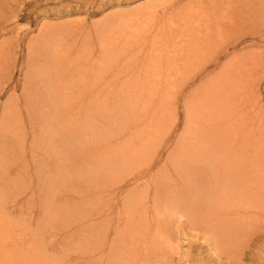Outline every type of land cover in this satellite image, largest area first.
Segmentation results:
<instances>
[{"label":"bare ground","instance_id":"obj_1","mask_svg":"<svg viewBox=\"0 0 264 264\" xmlns=\"http://www.w3.org/2000/svg\"><path fill=\"white\" fill-rule=\"evenodd\" d=\"M2 1L4 75L21 46L2 34L32 0ZM117 7L91 26L81 18L64 29L44 25L22 47L31 127L15 95L7 98L0 130L13 148L30 151L26 169L48 174L31 179L53 183L34 188L5 174L9 166L1 181L18 187L15 196L48 199L50 213L14 217L0 188V264H169L174 219L194 221L217 255L227 241L264 225V49H236L253 33L264 41V0H145ZM180 106L183 129L172 142ZM59 141L73 153L56 164L48 148ZM165 145L171 150L159 165ZM63 169L85 170L90 185L57 194L56 187L67 184L54 182ZM121 185L124 210L111 222V204L102 201L115 200ZM25 203L32 213V199ZM16 206L12 211L22 208ZM46 233L59 238L49 241Z\"/></svg>","mask_w":264,"mask_h":264},{"label":"rangeland","instance_id":"obj_2","mask_svg":"<svg viewBox=\"0 0 264 264\" xmlns=\"http://www.w3.org/2000/svg\"><path fill=\"white\" fill-rule=\"evenodd\" d=\"M144 1L145 0H137V1L136 0H32L28 9L23 10L21 12L22 13L21 17L22 15H25L23 18L20 19L19 17L18 18L16 17L13 19L12 17H10L11 19L7 22L5 26L7 33H3L2 38L12 37L13 40L17 39L16 41L18 44L20 42L21 47L18 52L17 50L19 47H15L17 49L16 52L18 55L16 54L14 60L12 61V65L11 67H9L10 70L7 69L3 71V72H6V73H3L4 75L0 74V82L2 81L5 82V83L0 84V87H1L0 88V119L2 118L1 112L3 113V111L5 110L6 104L8 103V101L11 102V99L13 96L16 95V96L21 97L22 105L23 104L25 105L26 103L23 98V95H24L23 89H24V85L26 84L25 83L26 77L24 76L26 75V73L24 72V70L27 71V66L25 63L28 62L25 60V57L27 58L28 56L26 55V52L22 47H24L25 43L29 42L33 38L35 39L38 36V34L40 33V27L43 28L44 25L52 23L53 26L57 25V27H60L62 25V28L64 29V27H66L69 21L72 22V20L75 21L78 18H81L82 21H85L86 25L91 26L93 22H96L98 19L102 18L103 15H105V13L113 12V8L116 9L117 6L120 8L121 7L123 8L134 7V6L140 5ZM1 5H4V2L2 0H0V7ZM1 8L3 9V7ZM4 14H7V13L4 12ZM12 14L14 15L15 13H12ZM260 28L261 27H259V30ZM59 30H62V29H59ZM255 34L256 33H253V35H251L248 39L242 40V43L238 45L236 49L240 50L244 48L247 50L250 48L252 49V47L254 46L261 47L258 49H262V48L264 49V45H263L264 41H261L258 34L256 35ZM261 43L263 44L260 45ZM22 52L24 55L22 54ZM3 77L5 79H3ZM26 91L28 92V93L26 92L28 95L29 93H31V91L28 89ZM7 98H8V101H7ZM8 104L10 105V103ZM25 107L26 105L24 106V108ZM10 108L12 109L13 107L10 106ZM179 108H180V113L177 117L178 118L177 124L173 126V131H172V134L170 135L171 139L170 138L168 139V140H171L172 142L176 141V138L179 137V134L183 129L184 115L182 111V106H180ZM23 113H24L23 115L24 123L26 125V128L29 130V125L31 127V119L27 117L28 112L26 108L23 109ZM0 123L2 124V122ZM47 123H51V121H48ZM120 125H124V123ZM1 131L2 130H0V145H1L0 146V188H1V191L7 193L6 196L8 198L10 197V202H9L10 211L8 210V213L15 214V216L13 215L14 217L26 215L27 217H29V219H33V220L36 218V216H38V214H40V212L42 213L39 215V218L48 217L50 212H48V210L46 209V205L51 201L45 198L44 199L41 198L39 194L38 195L35 193L32 194V192L28 193L27 195L25 194L22 196L20 195L21 197L19 195L15 196L16 191L19 192L18 187H13L14 184L13 186L9 184L11 187L10 186L8 187L7 183H4L1 181V177L3 175L2 168H4V166H9V168L11 169V172L6 171V173L4 172L5 174L12 173L11 174L13 176L11 177L12 179L14 180L17 179L23 183L32 181L33 184L35 185L34 188L39 189V188H42L44 185L46 186L52 185L53 183V180H52L53 178L51 177L45 178L41 183L38 182L37 180L31 179V177L38 178V176H40L41 174L42 176L43 175L48 176V174L47 173L43 174L45 170H40L37 173L36 170H34L33 165H31L33 168L26 169L27 165H24L25 162L23 159H25L26 156L28 158H31L32 154L30 153L29 150L23 152L21 150L13 148L10 144H8V141H9L8 137L5 135V133H2ZM98 131L99 130L97 129V132ZM35 134H38V133H35ZM27 136L28 138H31L32 135L29 133ZM61 142L62 141L57 142L56 145L54 146L51 144L48 148V151H50V154L56 164L61 160V157L64 154H66V156L64 157H67L68 153H73L70 149L67 150L65 142H63L62 144ZM170 150H171V147L168 148L166 145L162 148V154L161 156H159V165L165 159L166 155L168 154ZM42 151L45 152L47 151V149L44 148V150ZM57 153H60L61 155L60 157L55 158L54 155ZM23 155H25V157H23L21 160V156ZM76 162L80 164L79 161H76ZM80 166L82 165L80 164ZM156 169H158V167L155 168V170ZM85 175H86L85 170H82L79 172H69L68 169L61 170L59 172V176H56L54 178L56 179L54 180V182L58 183V180L60 182L66 181L67 184L65 186L62 185V187L57 186L56 193L59 195L61 193V196H62L63 193H67V192L70 193L73 190L76 191L79 187L80 188L78 190H81L83 189V186H86V185L89 186L90 177H88L87 179ZM71 178H73L72 180L73 183L71 182L72 185L69 184L70 183L69 181H71ZM12 179H7L6 182L8 181L10 182L12 181ZM2 180H4V178H2ZM45 180L47 181V183ZM98 181H99V178H95L94 181H92V183L93 182L98 183ZM122 187L123 185H121L120 188H117V190L114 192L115 194L112 193L113 196L116 198L115 200H111L113 203L107 201L110 198L106 196L104 197L102 201L103 202L102 205L104 204L106 205L108 203L111 204L110 206L111 211L108 212L109 217L112 218L111 222H115V220L118 219L119 211L123 212L124 210V206L122 203L123 199H121L124 196V195L122 196L123 194L122 191L124 189ZM61 190H63L64 192H62ZM89 195L96 196V193L91 191ZM26 199H27L28 205H29V199H32V201L34 202V205L39 206V207L35 206V208L30 207L32 209L31 212L33 214L29 213V210L26 207V203H25ZM54 199L56 200V198ZM81 199L82 198H80V200ZM76 200L79 201V199H76ZM92 200H93V197H92ZM78 201L77 203L79 204ZM73 202H75V200ZM17 204H18V207L22 206V208L19 207L18 210L13 208L14 211H12V207L14 206L17 207L16 206ZM64 212H65V208H64ZM258 226H260V228ZM262 226L264 227L263 223H261V225H257V224L256 226L254 225V228L250 232V237L248 238L240 234L239 236L234 237L233 239L234 241L233 240L227 241L226 243L227 245H223V248L221 247V252L219 253V255H217L213 251L208 250V242L206 241L207 240L206 236L201 229H198L199 227H197L194 221L192 220L184 221V219H180L179 221L178 219H174L173 222H171V227H170V237L171 238L169 242L171 245L168 247L169 250L166 249L167 255L169 254L168 256L170 257L169 264H264V229L262 228ZM47 235H49L51 239L47 238L49 237ZM46 236H47L46 238L49 241L50 240L55 241L56 239L59 238L58 236H54L53 234L51 235V233L49 234L46 233ZM229 242L230 243L233 242V243L230 244ZM75 251L76 252H72V254L74 253L73 256L74 257L76 256L77 258L80 254L78 253L79 251L78 252L77 250ZM81 255H83L85 258V254H81ZM238 256L240 257V259L238 258ZM141 264H143V262ZM146 264H147V261H146Z\"/></svg>","mask_w":264,"mask_h":264}]
</instances>
